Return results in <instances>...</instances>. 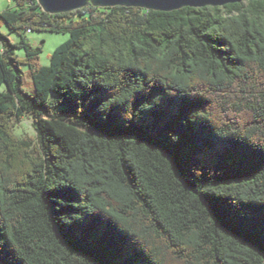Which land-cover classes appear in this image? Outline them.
Here are the masks:
<instances>
[{
    "label": "trees",
    "instance_id": "obj_1",
    "mask_svg": "<svg viewBox=\"0 0 264 264\" xmlns=\"http://www.w3.org/2000/svg\"><path fill=\"white\" fill-rule=\"evenodd\" d=\"M13 2L0 12L20 36L0 32V264H264V0ZM26 28L69 37L41 66ZM24 116L34 137L13 134Z\"/></svg>",
    "mask_w": 264,
    "mask_h": 264
},
{
    "label": "rangeland",
    "instance_id": "obj_2",
    "mask_svg": "<svg viewBox=\"0 0 264 264\" xmlns=\"http://www.w3.org/2000/svg\"><path fill=\"white\" fill-rule=\"evenodd\" d=\"M14 6L13 0H0V12L12 8ZM0 32L3 34H7L11 39L12 43H18L20 41V36L9 30L5 24L0 22ZM26 39L28 43L33 47H40V52L38 54L37 63L41 64V66H46L49 64V58L51 53L55 49L56 46L60 45L64 41H66L69 37L68 33L65 32H55V31H32L30 33H25ZM14 53L22 58L25 56V52L22 48H16ZM23 70L26 72L25 74V82L24 89L26 91H30L32 88V82L30 77L27 76L29 72V68L26 64L22 65ZM29 116H24L20 120H17L13 123V134L17 137H34L35 130L32 126V120Z\"/></svg>",
    "mask_w": 264,
    "mask_h": 264
},
{
    "label": "water",
    "instance_id": "obj_3",
    "mask_svg": "<svg viewBox=\"0 0 264 264\" xmlns=\"http://www.w3.org/2000/svg\"><path fill=\"white\" fill-rule=\"evenodd\" d=\"M46 13H65L84 7L87 3L94 7L109 8L116 5L124 7L144 8L169 12L183 7L200 8L215 7L246 0H36ZM252 1V0H248ZM263 1V0H255Z\"/></svg>",
    "mask_w": 264,
    "mask_h": 264
},
{
    "label": "built area",
    "instance_id": "obj_4",
    "mask_svg": "<svg viewBox=\"0 0 264 264\" xmlns=\"http://www.w3.org/2000/svg\"><path fill=\"white\" fill-rule=\"evenodd\" d=\"M25 32H26V33H30L31 30L26 28V29H25ZM1 51H2V49H1V45H0V52H1Z\"/></svg>",
    "mask_w": 264,
    "mask_h": 264
}]
</instances>
